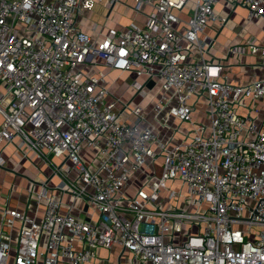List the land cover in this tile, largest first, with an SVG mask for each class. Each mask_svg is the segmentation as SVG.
<instances>
[{"label":"built area","instance_id":"built-area-1","mask_svg":"<svg viewBox=\"0 0 264 264\" xmlns=\"http://www.w3.org/2000/svg\"><path fill=\"white\" fill-rule=\"evenodd\" d=\"M101 1L0 0V146L51 171L25 196L40 216L0 204V264H86L114 244L131 264H264V77L205 58L218 0H133L143 26L93 37L77 18ZM223 1L244 24L264 16V0ZM239 54L264 67L253 37ZM112 70L150 108L116 94Z\"/></svg>","mask_w":264,"mask_h":264},{"label":"crops","instance_id":"crops-1","mask_svg":"<svg viewBox=\"0 0 264 264\" xmlns=\"http://www.w3.org/2000/svg\"><path fill=\"white\" fill-rule=\"evenodd\" d=\"M104 2L105 0L97 2L92 10H84L77 18L79 26L88 31L93 37H103L110 31H118L130 23L143 26L146 21V13L150 11L149 7H143L142 11L134 10L132 8L133 0H116L110 10L106 8ZM214 9L224 17V21L222 24L209 23L200 33L202 39L211 43L208 52L205 53V58L220 60L224 66V73L231 81L246 83L256 77H264V67L259 65L257 55H227L229 46L243 44L252 37L256 44H264V16L244 24L243 21L247 11L245 6L237 5L234 10L230 11L225 8L223 0H218L214 5ZM93 23L98 25L96 30L91 29ZM127 83L125 80L122 82L116 81L110 87L116 94L121 95L124 101L132 100L141 103L146 108H150L151 104L148 98H141L139 95L134 96L127 90ZM145 113L147 119L151 120L150 111H145ZM192 116L197 119L198 113L194 111ZM120 117L128 120L131 116L128 111H120ZM155 126L160 130L157 123H155ZM0 154L4 158V165L0 166V204L5 202L7 196H9L10 206L24 209L28 215L40 216L42 207H39L35 213L27 207L25 200L27 188L30 187V180L41 177V174L36 173V167L33 164H38L37 160L31 155L29 156L31 160L20 158L10 143L0 146ZM38 165L43 174L49 175L51 173L45 165ZM55 182L56 177H51L49 179L50 187ZM34 187L37 188L36 185ZM69 197L68 193L62 195L65 202L69 201ZM82 204L81 199H77L75 202V206L79 208L84 207ZM62 210L65 211V209ZM86 264H131V262L127 259V254L121 246L114 244L111 248L99 247L95 258Z\"/></svg>","mask_w":264,"mask_h":264},{"label":"rangeland","instance_id":"rangeland-1","mask_svg":"<svg viewBox=\"0 0 264 264\" xmlns=\"http://www.w3.org/2000/svg\"><path fill=\"white\" fill-rule=\"evenodd\" d=\"M127 74H128L127 72H120L118 70H112L109 72V78H113V79H115V81H118V82H122L123 80H125L126 82H129V80L131 79L132 76H131V74L129 76ZM197 106H198V108H200L201 103H199ZM197 113H198V118L202 117V115L200 114V111H197ZM34 165L36 167V173H37L39 166H38V164H35V163H34ZM34 173H35V171H34Z\"/></svg>","mask_w":264,"mask_h":264}]
</instances>
